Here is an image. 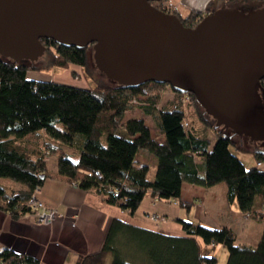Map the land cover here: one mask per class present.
Masks as SVG:
<instances>
[{
  "label": "trees",
  "instance_id": "16d2710c",
  "mask_svg": "<svg viewBox=\"0 0 264 264\" xmlns=\"http://www.w3.org/2000/svg\"><path fill=\"white\" fill-rule=\"evenodd\" d=\"M217 1L225 7L245 4V12L258 8L249 3L264 2ZM152 5L178 15L167 0ZM218 8L213 0L202 13L178 16L185 27L195 28ZM41 43L47 49L37 62H15L0 56V180L10 179L27 188L11 191L0 184V211L15 219L30 210L27 203L47 178L76 184L84 191L95 190L105 204L131 217L147 196L170 202L181 197L184 184L205 189L224 184L230 205L236 202L243 215L264 222V170L259 167L264 155L254 154V147L252 151L245 147L244 141L254 145L248 137H239L231 129L219 133L216 121L194 95L186 101L187 95L168 85L151 82L128 88L110 80L97 66L109 83L94 78L89 63L93 46L78 49L52 40ZM74 66L82 69L94 86L29 79L31 73ZM259 85L264 106V78ZM134 111L152 120L162 141L152 136L144 119L126 122ZM211 132L217 137L213 149ZM64 146L80 152L78 164L66 156ZM236 152L255 155L256 166L247 168ZM51 156L58 158L56 173L48 169ZM139 157L155 159L153 180L148 178L150 166L141 165ZM179 223L184 233L180 237L114 219L101 253L82 256L76 264H106L108 256L111 264H218L217 257L204 254L202 244L225 247V264H264V233L253 249L238 245L237 233L229 227ZM0 264L42 263L32 255L0 248Z\"/></svg>",
  "mask_w": 264,
  "mask_h": 264
},
{
  "label": "water",
  "instance_id": "95a60500",
  "mask_svg": "<svg viewBox=\"0 0 264 264\" xmlns=\"http://www.w3.org/2000/svg\"><path fill=\"white\" fill-rule=\"evenodd\" d=\"M158 1L0 0V56L37 62L47 49L41 40L93 46L94 62L110 80L194 95L219 133L248 137L263 156L264 8L224 6L187 28L152 5Z\"/></svg>",
  "mask_w": 264,
  "mask_h": 264
},
{
  "label": "crops",
  "instance_id": "0c3cea01",
  "mask_svg": "<svg viewBox=\"0 0 264 264\" xmlns=\"http://www.w3.org/2000/svg\"><path fill=\"white\" fill-rule=\"evenodd\" d=\"M167 1L173 10L184 18L190 16L191 12H204L213 2V0ZM215 2H217L218 9L225 6L217 0ZM235 5L239 9L246 7L245 4L240 3H235ZM248 5L251 8L256 7L254 2ZM75 72L77 71L75 70ZM78 77H80L79 74ZM33 78L35 77L30 74L29 79L36 80ZM138 162L143 166H149L153 163L144 157L138 158ZM249 163L250 166L246 165L247 168L256 166L255 155L250 154ZM259 167L264 170V164H260ZM48 169L50 172L56 173L58 165L51 167L48 163ZM2 185L11 191L27 189L26 186L14 189L10 184L2 183ZM181 190V197L170 202L154 200L151 196H147L135 216L131 217L120 211L119 208L105 204L95 190L84 191L75 184H67L60 179L47 178L44 186L37 194L38 199L46 206L59 210L61 218L54 224L45 226L21 216L14 219L9 213L0 211V248H8L19 254L32 255L39 259L42 264H76L82 256H93L101 253L110 224L114 219L180 237L184 233L179 220L196 223L190 218L193 207L197 208V218L200 221L195 225L204 224L201 222L205 213L208 221L214 223L212 224L214 227L226 226L236 231L238 243L240 234L244 236V240H248L252 236L251 233L254 228L261 226V229L264 230V222L261 223L243 215L239 208L238 214L233 212V207L237 203L229 204L226 196L227 188L224 184L210 189L184 184ZM215 196L218 198L221 196L222 202H216ZM207 203H210L209 206ZM179 208L186 209L188 216H185ZM200 209L204 213H200ZM213 215H216L217 220L214 219ZM212 225L209 226L212 227ZM258 235L257 241L260 240L262 234ZM202 248L212 256H215L213 253L218 251L224 253L226 249L223 246L215 245H202ZM215 257L219 263L218 256ZM105 259L106 264H111L112 258L110 256Z\"/></svg>",
  "mask_w": 264,
  "mask_h": 264
},
{
  "label": "rangeland",
  "instance_id": "374dc122",
  "mask_svg": "<svg viewBox=\"0 0 264 264\" xmlns=\"http://www.w3.org/2000/svg\"><path fill=\"white\" fill-rule=\"evenodd\" d=\"M255 6L256 8H264V2H258L256 1L255 2ZM227 9L230 10V11H236L237 9H239V7L237 5H229L227 6ZM89 63H90V73L93 74L94 78H97L99 80H101L102 82L104 83H109L108 79H106L104 76H102L101 73H99V71L97 70L96 68V65H95V62H94V51L93 50H90L89 51ZM77 72H75V70ZM73 70V71H71ZM71 70L70 69H59V68H52L51 70H48V71H44L42 72L41 74H35V73H31V76L35 77L33 79H36V80H44L46 82H57V83H60V84H66V85H71V86H78V87H81V88H90V86H94L92 80L90 79H86V76H84L83 71L82 69H80L79 67H71ZM79 70V71H78ZM76 73V74H79L80 77H76V75L72 74V73ZM170 88H167V97L169 98L171 96V93L169 91ZM128 118L126 119V122L127 121H131V119H145L146 120V124L149 126V128L151 129V132H152V136H154L158 141H162V139L158 136V130L156 128V125H154V123L152 122V120L150 118H147L145 115H143L142 112L140 111H134V112H131L130 114L127 115ZM211 134L210 135V139H211V145H212V149L213 147L215 146V143H216V140H217V137L215 136V134H213L212 132L209 133ZM244 145L245 147L249 150V151H252L254 145L248 143L247 141H244ZM64 151H66V156L72 161L74 162L75 164H78L79 162V159H80V152L79 151H75L73 150L72 148H70L69 146H64ZM258 148L261 149V150H264V142L263 143H258ZM236 155H238V157H240L241 160L244 161L245 165H247L248 167L250 166V163H249V158H250V154H247V153H244V152H236ZM144 156V155H143ZM139 158H143V157H139ZM148 160V159H147ZM150 162H153L152 165H149L150 166V173L148 175V178L150 180H153L155 178V174H156V166H155V159L154 160H148ZM49 166L53 167V166H56L58 165V158L57 156H51L50 159H49ZM2 183H5V184H10V186H12L14 189L16 188H19V187H25L17 182H14L10 179H2L0 180V184L2 185ZM215 201L216 202H222L221 200V196H219V198L217 196L214 197ZM210 203H207V205L209 206ZM181 212H183V214L185 216H188V213L186 211V209H181ZM233 212L234 213H239V210H238V207L237 205H235L233 207ZM200 213H204L201 211L200 209ZM219 213V212H218ZM216 213V214H218ZM197 215H198V211H197V208L196 207H193L192 209V216L190 217L192 219V221L196 222L195 224H198L200 223V221L198 220L197 218ZM214 216V219L217 220V218L215 217L216 215H213ZM189 218V219H190ZM261 222V221H259ZM201 223H204L203 225H206L207 227H211L209 225H212L214 223H211L210 221H208L207 219V216L206 214L204 213L203 215V218H202V222ZM262 223V222H261ZM212 227H214V225H212ZM211 227V228H212ZM262 234L264 233V230L261 229V226H258V228H254L252 233H251V237H249L248 240H244V236H242V234H240V241L238 243V245H241V246H249L253 249L257 248L259 241H257V238H258V234ZM261 235V236H262ZM204 245V244H202ZM222 247V246H220ZM204 254L207 256V257H213L212 254H209L208 251H204ZM213 255L215 256H218L219 258V263L218 264H225L227 258H228V253L225 249L224 253H221V251H218L217 253H213Z\"/></svg>",
  "mask_w": 264,
  "mask_h": 264
},
{
  "label": "built area",
  "instance_id": "2783aa9c",
  "mask_svg": "<svg viewBox=\"0 0 264 264\" xmlns=\"http://www.w3.org/2000/svg\"><path fill=\"white\" fill-rule=\"evenodd\" d=\"M190 95L186 96V101L189 100ZM98 176L99 173H98ZM76 185V184H75ZM40 189H36L35 195L38 194ZM27 203V207L30 210L26 211L21 215L24 219L34 220L39 225H51L61 218L59 210L52 208L50 206H46L43 202H41L37 196H35Z\"/></svg>",
  "mask_w": 264,
  "mask_h": 264
}]
</instances>
